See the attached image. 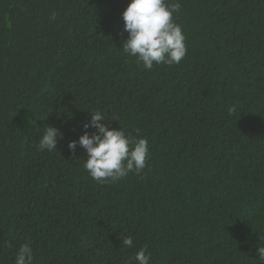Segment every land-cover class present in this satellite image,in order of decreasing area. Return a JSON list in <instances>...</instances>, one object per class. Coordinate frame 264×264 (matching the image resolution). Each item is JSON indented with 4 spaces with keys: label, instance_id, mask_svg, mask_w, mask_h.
<instances>
[{
    "label": "trees",
    "instance_id": "1",
    "mask_svg": "<svg viewBox=\"0 0 264 264\" xmlns=\"http://www.w3.org/2000/svg\"><path fill=\"white\" fill-rule=\"evenodd\" d=\"M166 2L187 54L147 70L122 51L129 0H0V264L25 242L34 264H258L264 0ZM90 110L147 139L141 175L99 184L69 151Z\"/></svg>",
    "mask_w": 264,
    "mask_h": 264
},
{
    "label": "clouds",
    "instance_id": "2",
    "mask_svg": "<svg viewBox=\"0 0 264 264\" xmlns=\"http://www.w3.org/2000/svg\"><path fill=\"white\" fill-rule=\"evenodd\" d=\"M181 9L179 2L167 3L166 0H129L122 12L124 32L127 39L122 44V51L144 69L152 70L154 65H179L187 54L186 37L182 27L174 20V15ZM57 13L50 14L55 20ZM91 119L83 124L84 133L78 140L68 142V149L73 154L82 148L87 159L83 167L92 180L99 184L117 183L129 173L141 175L150 157V148L146 138H133L121 127L111 129L105 123L104 113L90 110ZM235 106L229 113H235ZM95 129L89 132L88 129ZM63 134L54 126H47L40 136L37 148L40 151L57 152L58 139ZM126 248L133 247L132 237H123ZM258 264H264V246L257 249ZM150 254L140 248L132 258L135 264H150ZM14 264H34V251L29 242L19 246L15 252ZM131 264V261L128 262Z\"/></svg>",
    "mask_w": 264,
    "mask_h": 264
}]
</instances>
